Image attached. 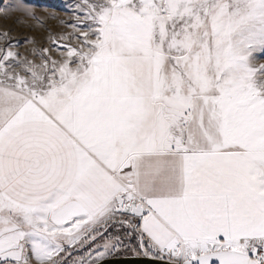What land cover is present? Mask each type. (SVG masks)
I'll use <instances>...</instances> for the list:
<instances>
[{
  "label": "snow or ice",
  "instance_id": "1",
  "mask_svg": "<svg viewBox=\"0 0 264 264\" xmlns=\"http://www.w3.org/2000/svg\"><path fill=\"white\" fill-rule=\"evenodd\" d=\"M66 8L0 32V264H264V0Z\"/></svg>",
  "mask_w": 264,
  "mask_h": 264
},
{
  "label": "rangeland",
  "instance_id": "2",
  "mask_svg": "<svg viewBox=\"0 0 264 264\" xmlns=\"http://www.w3.org/2000/svg\"><path fill=\"white\" fill-rule=\"evenodd\" d=\"M27 2L34 5L33 10L37 15L48 16L49 14H53L57 19L46 20V26L40 29L30 31L25 28H20L14 24V19L19 14L5 10V6L11 4L12 0H0V32L11 29L10 36L21 46V51L24 50V40L29 36L37 41V46L39 47L48 43L47 36L49 32L56 34L64 31L65 29L58 24L57 20L66 18V5L72 3L73 0H27ZM69 23H71V21H69ZM261 60L264 61V57H262Z\"/></svg>",
  "mask_w": 264,
  "mask_h": 264
},
{
  "label": "water",
  "instance_id": "3",
  "mask_svg": "<svg viewBox=\"0 0 264 264\" xmlns=\"http://www.w3.org/2000/svg\"><path fill=\"white\" fill-rule=\"evenodd\" d=\"M107 264H153L146 257H114L107 261Z\"/></svg>",
  "mask_w": 264,
  "mask_h": 264
},
{
  "label": "trees",
  "instance_id": "4",
  "mask_svg": "<svg viewBox=\"0 0 264 264\" xmlns=\"http://www.w3.org/2000/svg\"><path fill=\"white\" fill-rule=\"evenodd\" d=\"M115 257H133V255L131 253H122L121 255Z\"/></svg>",
  "mask_w": 264,
  "mask_h": 264
}]
</instances>
